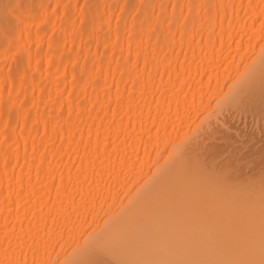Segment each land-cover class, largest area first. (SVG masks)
I'll return each mask as SVG.
<instances>
[{"label":"bare ground","instance_id":"6f19581e","mask_svg":"<svg viewBox=\"0 0 264 264\" xmlns=\"http://www.w3.org/2000/svg\"><path fill=\"white\" fill-rule=\"evenodd\" d=\"M0 264H264V0H0Z\"/></svg>","mask_w":264,"mask_h":264}]
</instances>
